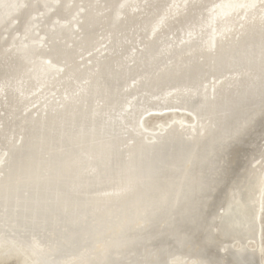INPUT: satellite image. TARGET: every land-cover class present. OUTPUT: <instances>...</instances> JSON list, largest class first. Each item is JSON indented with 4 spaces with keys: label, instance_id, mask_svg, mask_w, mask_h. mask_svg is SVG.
Instances as JSON below:
<instances>
[{
    "label": "bare ground",
    "instance_id": "bare-ground-1",
    "mask_svg": "<svg viewBox=\"0 0 264 264\" xmlns=\"http://www.w3.org/2000/svg\"><path fill=\"white\" fill-rule=\"evenodd\" d=\"M13 1L0 12V257L258 264L264 0ZM171 110L191 120L147 141L142 116Z\"/></svg>",
    "mask_w": 264,
    "mask_h": 264
},
{
    "label": "rangeland",
    "instance_id": "rangeland-1",
    "mask_svg": "<svg viewBox=\"0 0 264 264\" xmlns=\"http://www.w3.org/2000/svg\"><path fill=\"white\" fill-rule=\"evenodd\" d=\"M9 1V6L7 7V8H12L13 7V5H14V1L13 0H8ZM71 1H73V0H71ZM126 1V2H125ZM127 1H130V0H123L122 2H124V5L126 4V3H128ZM122 2H120V5H119V8H121L122 6H123V3ZM5 3H7V0H0V12H1V16H3V17H7L9 14H11L12 12H10L11 10H8L7 8L5 9V10H2V7H4L5 6ZM13 3V4H12ZM72 3V2H71ZM48 5H49V7H50V5H52V2H49V3H47ZM121 4H122V6H121ZM81 5V4H80ZM45 9V8H44ZM45 10H48V9H45ZM50 11V12H49ZM78 11H79V13H78ZM6 12V13H5ZM52 12V10H48V13H51ZM76 12V13H75ZM42 13H44L45 14V11L44 12H41V11H39V12H37V14L36 15H33L32 16V18H31V21H32V23H31V27H30V33H31V35H32V37H34V38H36V41H35V43H39V41L38 40H43L44 38H42V37H40L39 36V33H38V31H35V29H37L38 28V24L36 25V21L37 20H39V19H41V17H42ZM83 12H82V10L81 9H76L75 11H73L72 13H71V16H70V18H69V22H70V24H73V23H75V22H77V21H79L78 19H79V15H81ZM210 13V12H209ZM38 14H40V15H38ZM74 15H77V16H74ZM37 16V17H36ZM41 16V17H40ZM75 18V19H74ZM78 18V19H77ZM160 20V19H162V16H160V18L158 17L156 20ZM158 20V21H159ZM34 22V23H33ZM53 23L55 24V23H57V21H53ZM34 24V25H33ZM36 25V26H35ZM32 28V29H31ZM52 29V28H51ZM75 30V29H74ZM36 33V34H35ZM14 34V33H13ZM15 35V39H19V35H16V34H14ZM4 36V38H6L7 36L6 35H3ZM39 38V39H38ZM23 40V39H22ZM134 52V51H133ZM156 111H154V112H150V113H147V114H145V115H143L142 116V124H143V126H145V130H147L146 132H145V137H147L146 139H147V141L148 140H150L149 138H150V134L152 133V132H155V131H157L156 129H157V126H158V128H161L162 126H164L165 124H170V122H172L173 120L175 121V119H174V116L175 115H178V116H182L185 120H187V121H190L191 120V117H190V115L187 113H183V112H178V111H161V112H159V111H157L158 113H155ZM148 115V116H147ZM186 116V117H185ZM144 118V119H143ZM173 121V122H174ZM145 122V123H144ZM172 122V123H173ZM147 124V125H146ZM153 126V127H152ZM155 126V127H154ZM147 128V129H146ZM155 128V129H154ZM148 131H149V133H148ZM146 133H148V134H146ZM263 139V140H262ZM20 141H22V140H20ZM261 144H262V146H261ZM257 147H259V148H257V149H264V133L261 135V137H260V139H259V142H258V144H257ZM255 157H248V162H249V164L250 165H253V167H255V165H257L258 164V162L259 161H255L253 164H252V160L254 159ZM264 188V187H263ZM260 214H261V217H260V227H261V231H260V241H259V251H258V256L260 257L259 258V263L258 264H264V191H263V198H262V208H261V210H260ZM252 245V244H251ZM4 248V247H3ZM3 248H1V250L0 251H2L3 250ZM260 252V253H259ZM24 254V253H23ZM23 254H21L20 255V253L18 252V254L17 253H14V252H12V253H9V254H7V256L6 257H0V264H18V260H21L22 259V255ZM262 258V259H261ZM2 259V260H1Z\"/></svg>",
    "mask_w": 264,
    "mask_h": 264
}]
</instances>
